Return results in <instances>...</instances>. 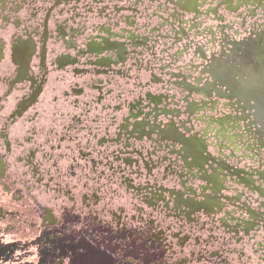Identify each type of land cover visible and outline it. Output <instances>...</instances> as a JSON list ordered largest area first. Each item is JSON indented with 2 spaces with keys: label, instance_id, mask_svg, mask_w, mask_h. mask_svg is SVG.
I'll return each mask as SVG.
<instances>
[{
  "label": "flooded vegetation",
  "instance_id": "flooded-vegetation-1",
  "mask_svg": "<svg viewBox=\"0 0 264 264\" xmlns=\"http://www.w3.org/2000/svg\"><path fill=\"white\" fill-rule=\"evenodd\" d=\"M10 260L264 264V0H0Z\"/></svg>",
  "mask_w": 264,
  "mask_h": 264
},
{
  "label": "rangeland",
  "instance_id": "rangeland-1",
  "mask_svg": "<svg viewBox=\"0 0 264 264\" xmlns=\"http://www.w3.org/2000/svg\"><path fill=\"white\" fill-rule=\"evenodd\" d=\"M9 258H11V257H9ZM15 258H18V255H17V254L15 255ZM11 259H12V258H11ZM19 260H20V259H19ZM6 264H18V263H17L16 261H15V263H13L12 260H10V262H9V263H6ZM22 264H23V263H22Z\"/></svg>",
  "mask_w": 264,
  "mask_h": 264
}]
</instances>
